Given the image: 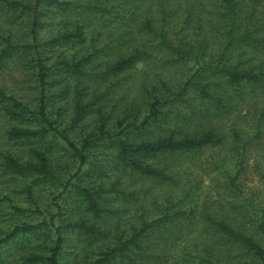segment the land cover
I'll list each match as a JSON object with an SVG mask.
<instances>
[{"label":"trees","instance_id":"obj_1","mask_svg":"<svg viewBox=\"0 0 264 264\" xmlns=\"http://www.w3.org/2000/svg\"><path fill=\"white\" fill-rule=\"evenodd\" d=\"M8 59L28 82L0 81V245L27 238L12 263L157 264L200 219L183 264H230L229 249L264 264L245 225L264 240V165L242 157L264 142V0H0V70ZM138 63L172 67L177 80L156 70L122 99L113 87ZM220 145L228 197L198 215L179 162ZM251 170L261 187L246 195ZM146 178L177 189L174 210L166 196L158 214L143 211ZM44 186H60V202L33 221L40 208L19 192Z\"/></svg>","mask_w":264,"mask_h":264},{"label":"rangeland","instance_id":"obj_2","mask_svg":"<svg viewBox=\"0 0 264 264\" xmlns=\"http://www.w3.org/2000/svg\"><path fill=\"white\" fill-rule=\"evenodd\" d=\"M73 1L81 2L82 0ZM57 13L58 10L54 9L46 13V18L41 17L40 19H45L48 22L52 21L51 19H53ZM44 27L45 28H42L38 32V39H43V37H46L47 35H49V33L55 30V27H53V23H50ZM83 51L84 49H81L80 47L77 53L80 54ZM180 67L182 68L181 65ZM156 70H158L159 73L162 71V75H166V77H168L170 81L177 80L176 76L174 75V71L176 70H174L172 67H168L167 69L163 70L162 65L157 68L153 66V63H138L136 67L130 70L129 77L113 87L115 94L123 93V96L121 97L122 99H128L132 96L139 97L141 95L140 89L142 86V83L140 81L144 79V82L149 83L156 79V76H154ZM22 78H27V75H22V72L18 69V67L13 64V60L8 59L3 68L0 70V81L7 85H11L16 90L18 87H21L22 90L25 91L28 82L22 81ZM2 124L3 121L0 118V130L2 128ZM252 144L253 145L248 147L245 155H243L242 157L248 163L256 161L260 164V167H262L264 165V142H261L260 144ZM222 145L208 148L205 147L201 151L194 153L193 156L188 158L186 157V159H182L181 162H179L178 167L180 168L178 169V175L183 182L185 181L186 185H191V187L189 188L191 200L188 203L191 204V206L195 209V213H198V215L199 213L203 212H213L214 207L219 206L220 204L224 205L227 200L228 194L225 192L226 190L222 186L223 176H221L220 172H217V169L215 168L216 162H219L222 159V156L227 150ZM105 165L106 169L108 170V165ZM69 172L72 173V170ZM250 172L248 173V176L244 181L246 185V189L244 190V192L246 195H248L247 191H258L261 187L260 179L258 178V176L253 173L252 170ZM114 175L115 173L110 172L109 170L107 176H102V178L105 181H110ZM18 180H9V186L12 188L15 187L16 189H20V186L22 185ZM142 180L143 181L141 182V184L144 188V195H142V199L139 200L138 203L142 205L141 208L145 213L148 212L153 215L158 214L160 206L164 205V199H167L166 196L170 198V202L168 203L169 206H171L172 203L176 202L178 193L177 189L173 188L172 185L158 182L153 183L148 178ZM58 189H60V186L58 188L44 186L41 187L38 191L33 190L31 192L30 198L24 192H19V197L27 200L29 203L28 205H31V207H33L32 202L36 201L38 207L40 208L38 211L35 210V212L31 213L30 216L32 217L33 221L40 220L43 216L47 219L48 214L55 211L56 207L54 203L56 201H60L59 198H53V196L56 195ZM23 203L27 204V202ZM44 204L47 205L46 209L48 208V210L44 211ZM135 207L136 206L133 202L132 206L130 207V211L132 212ZM171 207L172 208L170 209V211L176 208V206ZM42 209L43 211H41ZM0 219H2L0 220V226H2L4 219L3 217H0ZM200 225L201 221L199 219V221L197 220L194 223V230L190 234H181L176 239H171L170 237L169 243H167L163 248L159 250L160 261L157 262V264H183L182 257L184 255L186 257H189L185 253H189L194 250L195 246L191 244L193 241L192 237L194 236L196 229L200 228ZM245 225L246 227H249V230L252 234H254L256 237L259 236L262 243L264 242L262 238L263 235L260 231L252 230L251 224L249 223H246ZM26 239V236H22L14 239L11 243L0 245V256L2 255L0 257V264H15L12 263V259H14L17 253H21L24 245H26ZM227 258L230 264H244V258H246V256L244 254H241L240 250L238 249H229Z\"/></svg>","mask_w":264,"mask_h":264}]
</instances>
